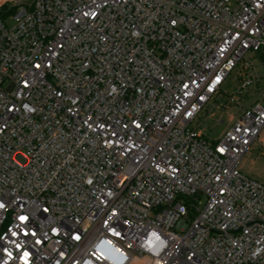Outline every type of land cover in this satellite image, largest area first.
<instances>
[{"label":"built area","instance_id":"obj_1","mask_svg":"<svg viewBox=\"0 0 264 264\" xmlns=\"http://www.w3.org/2000/svg\"><path fill=\"white\" fill-rule=\"evenodd\" d=\"M254 61L264 0H0V264H264Z\"/></svg>","mask_w":264,"mask_h":264},{"label":"rangeland","instance_id":"obj_2","mask_svg":"<svg viewBox=\"0 0 264 264\" xmlns=\"http://www.w3.org/2000/svg\"><path fill=\"white\" fill-rule=\"evenodd\" d=\"M6 25L10 28L13 26V21L7 20ZM255 71L254 74L259 79L258 91L254 88L249 94V98L242 104V107L248 106L251 102L255 101L254 98L259 91L264 90V69L260 65L259 61L253 62ZM235 72L231 74L227 82L222 88V93L216 97L207 105L205 111L194 122V126L202 130L204 135L209 140H217L226 127L229 125L230 118L235 117L239 109L235 104L227 105L228 97L234 93L236 82L233 77ZM227 107L224 109L223 107ZM264 137V133L261 135ZM242 171L251 178L264 184V153H262L260 147L252 149L241 161Z\"/></svg>","mask_w":264,"mask_h":264},{"label":"crops","instance_id":"obj_3","mask_svg":"<svg viewBox=\"0 0 264 264\" xmlns=\"http://www.w3.org/2000/svg\"><path fill=\"white\" fill-rule=\"evenodd\" d=\"M240 169H241V171H242V166H240ZM243 172V171H242ZM244 173V172H243ZM246 174V173H245Z\"/></svg>","mask_w":264,"mask_h":264}]
</instances>
